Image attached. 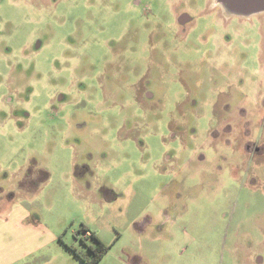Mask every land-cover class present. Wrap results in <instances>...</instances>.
Masks as SVG:
<instances>
[{"label": "rangeland", "instance_id": "374dc122", "mask_svg": "<svg viewBox=\"0 0 264 264\" xmlns=\"http://www.w3.org/2000/svg\"><path fill=\"white\" fill-rule=\"evenodd\" d=\"M260 150L264 12L0 0L9 264H86L83 227L111 245L97 264H264Z\"/></svg>", "mask_w": 264, "mask_h": 264}, {"label": "crops", "instance_id": "0c3cea01", "mask_svg": "<svg viewBox=\"0 0 264 264\" xmlns=\"http://www.w3.org/2000/svg\"><path fill=\"white\" fill-rule=\"evenodd\" d=\"M1 189L2 190H0V196L9 194L7 191L8 190L7 188L2 187ZM7 198H8L7 200H3V199L0 200V264H9L12 261V259L16 258V257L12 258L10 256L11 249H10V243H9L10 223H11V219L14 218L16 211L12 210V201H11L10 194ZM27 216H28L27 213L24 216H20V215L17 216L19 218V220H17L18 227H19V223L22 224V227L25 226L24 220H26ZM25 227L32 228L33 225L31 223ZM41 244L42 243L37 241L36 235H34L31 243H25L23 241L21 245L19 244V248H21L19 249L20 251H16V252H19L20 255L21 254L25 255L26 253L36 250L38 247H40ZM21 250H23V252H21Z\"/></svg>", "mask_w": 264, "mask_h": 264}, {"label": "trees", "instance_id": "16d2710c", "mask_svg": "<svg viewBox=\"0 0 264 264\" xmlns=\"http://www.w3.org/2000/svg\"><path fill=\"white\" fill-rule=\"evenodd\" d=\"M35 163L33 162V165ZM32 169V167H31ZM44 174V179L46 180L49 177V173L43 169H40ZM81 174V173H79ZM84 231L88 233L86 237L89 242H87L84 238H82V242H84L88 247V252H84L83 250L78 249L74 245H68L67 247L72 250L75 255L80 258L86 264H97L102 257L108 252L111 245L106 244L95 231H92L88 227H83Z\"/></svg>", "mask_w": 264, "mask_h": 264}, {"label": "water", "instance_id": "95a60500", "mask_svg": "<svg viewBox=\"0 0 264 264\" xmlns=\"http://www.w3.org/2000/svg\"><path fill=\"white\" fill-rule=\"evenodd\" d=\"M230 14L250 16L264 12V0H217Z\"/></svg>", "mask_w": 264, "mask_h": 264}, {"label": "flooded vegetation", "instance_id": "af4514ba", "mask_svg": "<svg viewBox=\"0 0 264 264\" xmlns=\"http://www.w3.org/2000/svg\"><path fill=\"white\" fill-rule=\"evenodd\" d=\"M214 2H215V4H217V5H219V6H221L223 9H224V11L228 14V15H233V16H239V15H235V14H230V13H228L226 10H225V8L217 1V0H214ZM259 14V13H258ZM250 16H252V15H250ZM250 16H239V17H250ZM178 18H179V21L181 22V23H187L188 21H190L191 19H190V17L188 16V15H185V14H182V15H180V16H178ZM151 95V93L150 92H148V94H147V96H150ZM257 149H259V148H257ZM260 152H262V154H264V150H260ZM35 166V165H34ZM31 167H33V164L32 165H30V167H29V174H30V172L32 171V169H31ZM83 176L82 174H79V176ZM0 190H2L1 188H0ZM86 239H88L87 237H86Z\"/></svg>", "mask_w": 264, "mask_h": 264}, {"label": "built area", "instance_id": "2783aa9c", "mask_svg": "<svg viewBox=\"0 0 264 264\" xmlns=\"http://www.w3.org/2000/svg\"><path fill=\"white\" fill-rule=\"evenodd\" d=\"M87 235H89V234H88V233H86V234H85V237H86Z\"/></svg>", "mask_w": 264, "mask_h": 264}]
</instances>
